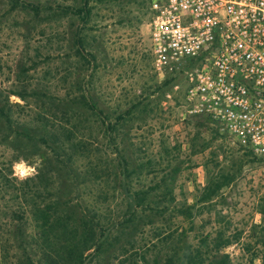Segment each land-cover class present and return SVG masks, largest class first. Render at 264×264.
Returning a JSON list of instances; mask_svg holds the SVG:
<instances>
[{
  "label": "trees",
  "instance_id": "1",
  "mask_svg": "<svg viewBox=\"0 0 264 264\" xmlns=\"http://www.w3.org/2000/svg\"><path fill=\"white\" fill-rule=\"evenodd\" d=\"M11 6L44 14L46 22L90 12L86 0L58 11V5L54 10L39 0H13ZM73 36L72 56L93 61L77 31ZM40 49L35 46L30 63L17 67L8 86H0V143L11 144V157L0 166V264H230L223 249L239 240V232L229 235L219 227L194 232L191 241L192 205L176 203L173 194L178 165L146 184L138 180L153 169L149 162L131 165L121 144L122 128L139 102L109 112L92 99L88 82L51 89L47 69L44 79L29 73L40 62ZM201 118L198 126L210 123ZM93 123L113 150L114 165L95 155ZM27 152L34 173L17 178L13 162L27 160ZM231 179L222 169L207 173L199 202L217 195ZM258 213L252 243L239 249L248 252V262L258 258L264 264V204ZM174 218L189 226L174 225Z\"/></svg>",
  "mask_w": 264,
  "mask_h": 264
},
{
  "label": "rangeland",
  "instance_id": "2",
  "mask_svg": "<svg viewBox=\"0 0 264 264\" xmlns=\"http://www.w3.org/2000/svg\"><path fill=\"white\" fill-rule=\"evenodd\" d=\"M22 1V0H18ZM56 10L83 0H39ZM90 8L85 17L62 16L57 21L41 20L46 15H32L18 7L13 0H0V86H8L13 73L22 64L28 65L34 47L40 45V61L33 78L45 79L51 89L69 81L88 82L91 97L109 112L117 107L131 109L122 128V146L132 163H150L153 171L138 178L146 184L156 180L169 166L178 165L173 194L176 203L192 205V233H212L225 227L226 234L239 232V240L226 246L230 264H257L258 258L248 262V252L240 251L242 243L251 241V226L261 220L259 205L264 204V157L253 155L232 138L216 131L212 123H197L201 117L187 116L181 106L182 74L166 72L157 75L153 70L149 51L148 22L155 0H86ZM83 39L84 49L94 55L93 61L72 56L73 32ZM50 32V33H49ZM52 32L57 33V37ZM50 38V43L46 38ZM167 79V82H163ZM178 83V88L174 84ZM11 101H21L10 95ZM95 155L116 163L111 147L105 144L101 129H95ZM0 143V166L11 157L10 148ZM107 147V148H106ZM99 150V151H97ZM13 162L12 170L21 178V170L14 165L34 168L28 156ZM30 157V158H29ZM104 160V159H102ZM222 169L232 177L230 182L205 202L199 196L206 182V174ZM30 174V175H31ZM29 176V175H27ZM26 176V177H27ZM172 223L188 227L187 221L174 218Z\"/></svg>",
  "mask_w": 264,
  "mask_h": 264
},
{
  "label": "built area",
  "instance_id": "3",
  "mask_svg": "<svg viewBox=\"0 0 264 264\" xmlns=\"http://www.w3.org/2000/svg\"><path fill=\"white\" fill-rule=\"evenodd\" d=\"M151 6L153 70L182 74L184 113L208 118L218 133L264 157V0H155Z\"/></svg>",
  "mask_w": 264,
  "mask_h": 264
},
{
  "label": "clouds",
  "instance_id": "4",
  "mask_svg": "<svg viewBox=\"0 0 264 264\" xmlns=\"http://www.w3.org/2000/svg\"><path fill=\"white\" fill-rule=\"evenodd\" d=\"M14 168L16 169H20L21 172V178L23 179L24 177H26L27 175H30L31 172H32V169H29L27 168L25 165H24V162H20L19 164H16L14 165ZM257 264H259V261H257Z\"/></svg>",
  "mask_w": 264,
  "mask_h": 264
}]
</instances>
